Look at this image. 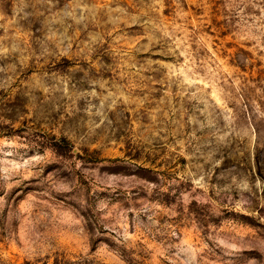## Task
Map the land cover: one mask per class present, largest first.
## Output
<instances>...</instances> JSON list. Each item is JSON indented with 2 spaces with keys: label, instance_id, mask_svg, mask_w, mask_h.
Returning <instances> with one entry per match:
<instances>
[{
  "label": "rangeland",
  "instance_id": "obj_1",
  "mask_svg": "<svg viewBox=\"0 0 264 264\" xmlns=\"http://www.w3.org/2000/svg\"><path fill=\"white\" fill-rule=\"evenodd\" d=\"M0 264H264V0H0Z\"/></svg>",
  "mask_w": 264,
  "mask_h": 264
}]
</instances>
